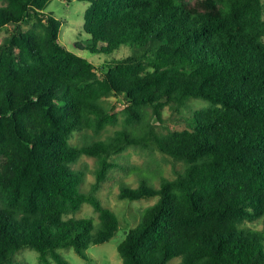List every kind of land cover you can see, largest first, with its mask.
<instances>
[{
  "label": "trees",
  "instance_id": "trees-1",
  "mask_svg": "<svg viewBox=\"0 0 264 264\" xmlns=\"http://www.w3.org/2000/svg\"><path fill=\"white\" fill-rule=\"evenodd\" d=\"M0 1V31L12 27L0 43V264L26 248L42 264H70L66 248L89 260L120 228L98 190L131 145L180 168L121 187L124 199L158 196L118 246L123 264H264V0H91L87 48L111 55L99 63L60 43L51 0ZM193 98L207 105L183 128H159L166 106ZM119 111L122 128L89 136ZM84 154L98 160L89 191ZM87 203L97 220L78 216Z\"/></svg>",
  "mask_w": 264,
  "mask_h": 264
},
{
  "label": "rangeland",
  "instance_id": "rangeland-1",
  "mask_svg": "<svg viewBox=\"0 0 264 264\" xmlns=\"http://www.w3.org/2000/svg\"><path fill=\"white\" fill-rule=\"evenodd\" d=\"M90 4L91 0H51L46 5V10L52 12L61 21L59 31L60 43L66 48L99 63L101 56L104 59L111 57V55L91 53L87 48L89 42L92 41V36L84 31L83 25L85 11ZM11 28V25H8L0 31V43L5 40ZM108 100L113 103H118V110L123 108V102H118L116 96H111ZM205 105H207L205 100L193 98L190 102V106L192 107L177 108L166 106L163 110L164 120L162 122L157 121L159 128L162 130H167L168 128H183L185 124L182 122L181 116L183 114H190V108H201ZM147 111L151 113L152 108L148 107ZM119 113L118 123L109 125L100 135H94L90 131L89 136L105 139L114 134L117 129L122 128L124 116L121 114V111ZM73 140L77 143H84L89 139L84 137L82 133H78ZM110 161L113 162L111 171L107 179L102 182L98 190V196L106 206L111 207L119 214L121 218L120 228L109 241L92 244L90 246L88 250L90 255L89 260L81 257L74 248L62 249L70 264H123L118 246L125 239L128 230L138 223L141 209L155 203L158 200V196L154 195L139 200L124 199L119 196L121 187L124 184L138 186L140 180L145 176H152L153 182L159 186L162 176L174 177L175 168H180V164L175 166L174 161L165 157L160 151L143 148L138 145H131L122 152L113 153ZM76 167L81 168L85 172L84 190H91L93 184L97 181V158L84 154L76 163ZM78 216H92L96 220L98 219L97 213L89 203L79 211ZM244 225L255 229H262L263 227L261 220L254 222L246 221ZM18 259V264H42L39 253L29 248L21 250L18 253ZM180 261L181 257H175L169 264H179Z\"/></svg>",
  "mask_w": 264,
  "mask_h": 264
}]
</instances>
